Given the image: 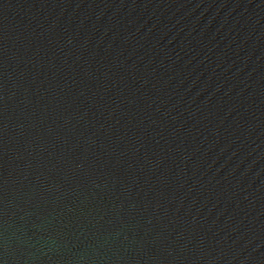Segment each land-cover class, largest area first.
Returning <instances> with one entry per match:
<instances>
[{"label": "water", "instance_id": "obj_1", "mask_svg": "<svg viewBox=\"0 0 264 264\" xmlns=\"http://www.w3.org/2000/svg\"><path fill=\"white\" fill-rule=\"evenodd\" d=\"M0 264H264V0H0Z\"/></svg>", "mask_w": 264, "mask_h": 264}]
</instances>
